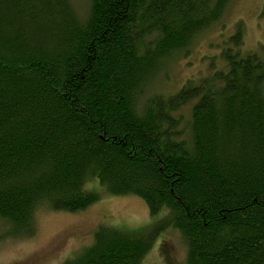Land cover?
Masks as SVG:
<instances>
[{"label": "trees", "instance_id": "16d2710c", "mask_svg": "<svg viewBox=\"0 0 264 264\" xmlns=\"http://www.w3.org/2000/svg\"><path fill=\"white\" fill-rule=\"evenodd\" d=\"M229 1L89 0L80 17L70 0H0V221L11 238L29 237L41 208L84 211L96 179L164 214L184 264H264V46L244 51L238 22L220 68L168 95L152 85ZM91 243L63 264H141L151 241L102 225Z\"/></svg>", "mask_w": 264, "mask_h": 264}, {"label": "rangeland", "instance_id": "374dc122", "mask_svg": "<svg viewBox=\"0 0 264 264\" xmlns=\"http://www.w3.org/2000/svg\"><path fill=\"white\" fill-rule=\"evenodd\" d=\"M88 1L70 0V4L83 17ZM262 2L230 0L216 23L199 32L183 53L165 61L162 74L156 73L154 77L153 91L165 95L174 93L187 79L208 75L211 62L220 68L221 48L238 22L244 29V51L264 46V18L259 16ZM88 187L101 193L98 201L84 211L73 213L41 208L35 214L29 237L11 238L12 226L0 221V264H63L90 246L96 229L102 225L149 238L150 249L141 264L185 263L184 242L164 214L150 218L142 199L131 195L113 196L96 179L89 181Z\"/></svg>", "mask_w": 264, "mask_h": 264}]
</instances>
